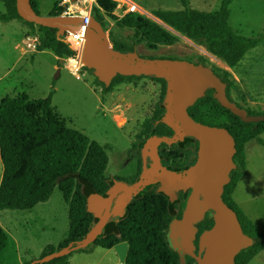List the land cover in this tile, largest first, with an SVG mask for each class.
Wrapping results in <instances>:
<instances>
[{
    "label": "trees",
    "instance_id": "1",
    "mask_svg": "<svg viewBox=\"0 0 264 264\" xmlns=\"http://www.w3.org/2000/svg\"><path fill=\"white\" fill-rule=\"evenodd\" d=\"M95 1L97 5L94 10L97 14L100 8L108 18L114 20L118 27L134 29V32L138 33L139 41H143L149 48L175 40L164 26L145 15L137 12H126L121 17L115 15L114 11L120 5L117 1ZM231 1L222 0L216 11H203L192 8L189 0H181L183 8L180 10L158 9L152 12L157 19L181 32L188 39L204 46L208 52L233 67L242 60L245 53L260 44L264 34L247 37L236 33L228 22ZM0 2L4 3L6 9L5 13L0 14V21L17 18L30 29H38L41 33L37 46L39 51L50 50L60 60L75 54V51L66 44L65 34L57 35L55 28L36 26L22 19L16 10L15 0H0ZM30 3L36 13L41 14L39 0H30ZM62 11L63 7L57 5L49 15H60ZM114 47L120 49L119 44H115ZM228 76L227 72L226 77H222L223 80L228 81ZM130 77L135 76L118 74L108 86L97 78L95 82L101 86L105 94L111 91L120 80ZM146 77L160 82L163 85L161 90L163 92L151 116L142 124L139 152H142L143 140L151 132L153 122L163 112L159 104L163 100L166 87L165 80L154 76ZM234 84L233 81L228 83L227 94L230 100H234L229 92ZM234 101L239 104L236 99ZM244 102L247 103L245 99ZM244 108L251 115H264V111L257 112L246 106ZM188 113L197 122L226 128L234 138V167L223 186L221 196L227 206L236 212L243 233L251 239L250 245L235 255L232 264H247L255 253L264 248V231L259 230L243 212L232 194L246 168L245 143L255 140L264 147V139L260 136L264 133V120L243 122L230 110L221 106L212 97L211 90L189 107ZM155 128L156 133L160 135L172 133L161 124ZM191 140L182 144L177 142L169 145L162 144L159 151L162 166L182 169L192 164L196 156L190 160V154L196 152L198 146ZM0 156L3 163L0 181V211L30 210L37 204L49 200L56 187L62 192L65 201L69 203V229L66 237L57 246L45 245L38 258L59 250L71 242L81 240L95 223L93 214L87 208L86 198L81 193V185L76 179L62 178V175L68 172H78L100 194L108 190L112 179L120 182L127 180V177L107 174L109 157L106 147L91 140L83 133L65 128L53 120L50 95L41 99H29L27 96L16 95L7 96L2 100L0 105ZM140 157L137 161L136 175L131 181L142 171L144 158ZM144 161L147 165L150 163L148 157ZM177 195L179 201L170 202L159 192L158 187L154 186L131 200L123 215L117 217L118 236L108 233L85 248L37 264H69V257L74 252L88 253L94 246L110 249L122 241L128 243L124 264H195L191 257H186L185 262L181 263L179 253L168 245L169 223L172 219L181 217L186 202L182 192ZM213 223V218L208 215L196 222L195 236H198L204 229L210 228ZM7 239L6 232L0 227V253L5 248ZM32 261L22 260L23 264H31Z\"/></svg>",
    "mask_w": 264,
    "mask_h": 264
},
{
    "label": "rangeland",
    "instance_id": "2",
    "mask_svg": "<svg viewBox=\"0 0 264 264\" xmlns=\"http://www.w3.org/2000/svg\"><path fill=\"white\" fill-rule=\"evenodd\" d=\"M59 1L40 0L42 15H48ZM114 1L120 2L116 10L118 17L129 12V7L134 5L145 16L162 26L164 24L153 15V10L183 8L181 0ZM189 2L194 9L215 11L219 9L222 0ZM92 6L95 8L96 3L93 2ZM229 10L228 22L236 33L247 37L264 34V0H232ZM5 11L4 3L0 2V13ZM98 14L105 29L133 37L131 41H120L112 37V46L119 44L121 51H136L143 57L185 59L201 63L219 74H225L226 69L233 73L231 75L235 84L230 93L234 100L236 99L240 106L257 112L264 111V72L258 74L264 69V38L258 46L249 50L236 66L231 67L208 52L204 46L175 29L168 30L174 36V41L149 48L143 41H139L138 33L136 34L134 29H120L103 11L98 10ZM26 29L29 28L21 20L0 21V105L7 96L20 95L29 99H41L50 95L55 122L81 132L106 147L109 176L126 178L133 175L138 158H143L142 152L138 151L141 127L145 119L151 116L155 104L159 102L163 85L149 77L135 76L120 80L104 95L101 86L95 82L93 72L84 70L79 60L80 52L77 50H74V55L64 60L56 58L48 50L20 55ZM32 31L39 32L37 28ZM74 64L77 68L73 67ZM67 65L76 74L82 72L81 80L76 79V75L67 69ZM58 70L59 75L55 78ZM239 72L242 73L241 77L244 75L245 78H240ZM133 78L136 80H131ZM244 97L247 103L244 102ZM260 136L264 139V134ZM244 150L246 169L232 196L250 220L260 229H264V147L251 140L245 143ZM0 164L1 180V157ZM126 165H129V168H125ZM68 214L69 203L65 201L58 187L49 200L30 210H1L0 226L8 233L9 239L4 252L0 254V264H20L23 254H27V258L38 256L45 245L57 243L65 238L69 229ZM251 259L248 264H264V248ZM69 260L70 264H120L114 249L104 250L98 246H94L87 254L74 252ZM180 262H185L183 257Z\"/></svg>",
    "mask_w": 264,
    "mask_h": 264
},
{
    "label": "water",
    "instance_id": "3",
    "mask_svg": "<svg viewBox=\"0 0 264 264\" xmlns=\"http://www.w3.org/2000/svg\"><path fill=\"white\" fill-rule=\"evenodd\" d=\"M19 16L36 25L57 29V35L75 33L83 27L84 45L81 62L94 76L108 86L116 75L151 76L165 80V95L159 107L163 112L153 122L151 132L144 138L143 168L130 184L112 179L108 190L100 194L78 172H68L62 178L72 177L81 185L87 208L93 214L94 225L79 241L71 242L52 253L34 259L31 264L44 263L87 247L108 233L119 235L117 217H121L129 202L150 188L157 186L170 202H177L179 192L186 200L181 218L169 223L168 245L179 251L180 260L189 254L195 264H232L235 255L250 245L251 239L242 231L237 214L222 199V189L234 167L235 142L230 132L219 126L195 121L188 113L198 98L208 89L213 98L243 122L264 120V115H251L248 110L226 94L224 83L210 67L185 59L142 57L136 51H121L112 46L101 19L93 10L89 21L81 15H42L36 13L30 0H15ZM59 75L57 71L55 78ZM171 130L170 135L156 133L158 125ZM190 138L198 142L194 163L186 168L173 169L161 164L159 150L162 144H182ZM205 212L213 218V225L199 235V251L193 252L194 224ZM116 218L114 220H109ZM119 262L125 263L128 243L113 246Z\"/></svg>",
    "mask_w": 264,
    "mask_h": 264
},
{
    "label": "built area",
    "instance_id": "4",
    "mask_svg": "<svg viewBox=\"0 0 264 264\" xmlns=\"http://www.w3.org/2000/svg\"><path fill=\"white\" fill-rule=\"evenodd\" d=\"M86 2H90L89 5H86L85 4ZM93 2L95 1L93 0H61L60 5L64 7L62 14L81 15L82 17H84V22L87 23L89 21V17L92 11L94 10V7L92 6ZM136 11H138V9L134 5H131L129 7V12H136ZM107 36L109 39H111L109 30H107ZM64 38L69 48L73 49V51L77 50L80 52L79 60H80L81 65L84 67L80 59L82 48L84 45L83 27L78 29L75 33L66 32L64 35ZM73 67L77 68L75 64L73 65Z\"/></svg>",
    "mask_w": 264,
    "mask_h": 264
},
{
    "label": "crops",
    "instance_id": "5",
    "mask_svg": "<svg viewBox=\"0 0 264 264\" xmlns=\"http://www.w3.org/2000/svg\"><path fill=\"white\" fill-rule=\"evenodd\" d=\"M93 1H95V0H93ZM60 2H61V0L59 1V4H57L58 3V1H57V3H56V6L57 5H60ZM39 3L41 4V2H40V0H39ZM95 3H96V1H95ZM120 3V2H119ZM96 5H97V3H96ZM61 6V5H60ZM63 7V6H62ZM99 7V6H98ZM40 8H41V5H40ZM64 8V7H63ZM137 9H138V7H137ZM53 10V9H52ZM51 10V11H52ZM99 10L102 12V10L99 8ZM50 11V12H51ZM40 12H41V10H40ZM50 12H49V14H50ZM137 13H140V14H142V15H144V13L143 12H141V11H139V9H138V11H136ZM0 14H2V13H0ZM42 14V13H41ZM48 14V15H49ZM115 15H116V11H115ZM15 20H19V19H17V18H14ZM14 19H11V20H14ZM11 20H9V21H11ZM2 22H8V21H2ZM20 22V21H19ZM26 25V24H25ZM27 26V25H26ZM24 27V26H23ZM28 27V26H27ZM118 27V26H117ZM25 28V27H24ZM29 28V27H28ZM120 28V27H119ZM120 29H131V28H120ZM26 31H27V29H26ZM25 31V32H26ZM24 32V33H25ZM40 38H41V33L40 32H34V34L32 35V36H23V46H22V48H21V51H20V55H22V54H26V53H28V52H40L38 49H37V46H38V43H39V40H40ZM122 48V47H121ZM120 48V49H121ZM42 51H45V50H42ZM48 51H50V50H48ZM52 52V51H51ZM53 53V52H52ZM31 54H33V53H31ZM54 54V53H53ZM55 55V54H54ZM245 55H246V53H245ZM245 55H244V57H245ZM56 56V55H55ZM243 57V58H244ZM56 58H58L57 56H56ZM65 58H63V59H61V60H64ZM67 61V60H66ZM226 65V64H225ZM85 68V67H84ZM67 69L69 70V71H71V73L72 74H74V75H76V79H78V80H81V74H82V72L81 73H79V74H76L75 73V71L72 69V68H70L68 65H67ZM84 70H86V68L84 69ZM83 70V71H84ZM91 71V70H90ZM137 78V77H136ZM147 78V77H146ZM131 80H136L135 78H133V79H131ZM133 83L135 84L136 83V81H133ZM144 84H146V82L144 83ZM101 92H102V88H101ZM105 94H107V93H105ZM104 94V95H105ZM119 115H117V117H118ZM262 134H264V133H262ZM260 145V144H259ZM1 157V156H0ZM138 161V160H137ZM247 163H248V159H247ZM1 165V164H0ZM246 169V168H245ZM245 171V170H244ZM244 173V172H243ZM243 175V174H242ZM242 177V176H241ZM241 179V178H240ZM1 181V180H0ZM240 181V180H239ZM239 183V182H238ZM238 185V184H237ZM237 187V186H236ZM236 189V188H235ZM235 191V190H234ZM234 198V197H233ZM235 200V199H234ZM237 202V201H236ZM237 204H238V202H237ZM239 205V204H238ZM240 206V205H239ZM241 207V206H240ZM242 208V207H241ZM243 210V209H242ZM19 211H24V210H19ZM244 212H245V210H243ZM246 213V212H245ZM247 214V213H246ZM68 220H69V218H68ZM253 221V220H252ZM255 224V223H254ZM256 225V224H255ZM1 227V226H0ZM256 227L259 229V230H264V229H260L257 225H256ZM2 228V227H1ZM3 229V228H2ZM4 230V229H3ZM5 231V230H4ZM6 232V231H5ZM6 234H7V237H8V233L6 232ZM66 237V236H65ZM8 239H9V237H8ZM8 239H7V243H8ZM64 238H62L60 241H58L57 243H54L53 245L54 246H57L62 240H63ZM7 243H6V245H7ZM6 247V246H5ZM44 248V247H43ZM101 248V247H100ZM5 249V248H4ZM4 249L2 250V252L1 253H3L4 252ZM103 249V248H102ZM110 249H113V247L112 248H110ZM104 250H109V249H104ZM0 253V254H1ZM41 253V252H40ZM88 253H90V252H88ZM87 254V253H86ZM40 255V254H39ZM39 255L38 256H32V257H29V258H27V254L25 255V254H23L22 255V257H21V262H20V264H23V262H22V260L23 259H26V260H34V259H38V257H39ZM34 257V258H33ZM7 259H9V257H7ZM252 260V259H251ZM250 260V261H251ZM249 261V262H250ZM248 262V263H249ZM120 263V262H119ZM247 263V264H248ZM69 264H70V260H69ZM121 264V263H120Z\"/></svg>",
    "mask_w": 264,
    "mask_h": 264
},
{
    "label": "bare ground",
    "instance_id": "6",
    "mask_svg": "<svg viewBox=\"0 0 264 264\" xmlns=\"http://www.w3.org/2000/svg\"><path fill=\"white\" fill-rule=\"evenodd\" d=\"M216 11V10H215ZM229 16H230V10H229ZM161 21V20H160ZM163 24H164V27L167 29V30H171L172 28L169 26V25H167L166 23H164L163 21H161ZM36 25V24H35ZM36 26H39V25H36ZM42 26V25H41ZM30 29V28H29ZM29 29H27V31L24 33V35L23 36H32L33 34H34V32L32 31V29L31 30H29ZM108 29V28H107ZM109 33H110V37L112 38V37H114L115 39H118V40H120V41H124V40H129V41H131V39H133V37H131V36H128L127 34H123V33H121V32H118V31H110L109 30ZM212 71L224 82V83H226V88H225V91H226V94H227V87H228V83H230V81L232 82H234L235 83V81H234V79H233V77H232V75H233V73L232 72H229V71H227L226 69L224 70V72H225V74H219L216 70H214V69H212ZM228 72V81H224L223 80V78L222 77H226V73ZM262 72H264V69H262V70H260L259 72H258V74H260V73H262ZM232 74V75H231ZM235 74H237V73H235ZM238 75V74H237ZM241 75H242V73H240L239 72V76H240V78H245V76L243 75L242 77H241ZM261 77H263L262 75H260ZM211 89H208L206 92H205V94L208 92V91H210ZM230 90H231V88H230ZM230 90H229V92H230ZM212 91V93H213V90H211ZM205 94L203 95V96H205ZM227 96H228V94H227ZM212 97H213V95H212ZM202 98V97H201ZM198 99H200V98H198ZM197 99V100H198ZM244 99H245V97H244ZM196 100V101H197ZM246 100V99H245ZM195 101V102H196ZM195 104V103H194ZM193 104V105H194ZM192 105V106H193Z\"/></svg>",
    "mask_w": 264,
    "mask_h": 264
},
{
    "label": "flooded vegetation",
    "instance_id": "7",
    "mask_svg": "<svg viewBox=\"0 0 264 264\" xmlns=\"http://www.w3.org/2000/svg\"><path fill=\"white\" fill-rule=\"evenodd\" d=\"M101 21H102V19H101ZM107 28L105 29V31L107 32ZM111 42V41H110ZM190 139H192V138H190ZM192 141V143L194 142L197 146H198V142L196 141V140H194V139H192L191 140ZM186 142V141H185ZM161 148H162V145H161ZM160 151V150H159ZM185 152L187 151V150H184ZM185 154V153H184ZM159 155H160V153H159ZM194 156H197V151L196 152H194V153H192V154H190V160L191 159H193V157ZM194 163V162H193ZM192 163V164H193ZM192 164H190V165H192ZM189 165V166H190ZM125 168H129V165H126V167ZM143 168V167H142ZM135 172H134V174L133 175H131V176H128L127 177V180L126 181H124L125 183H128V184H130V183H132L133 181H131L132 180V178H133V176H135L136 175V172H137V165L135 166ZM141 173V172H140ZM139 173V174H140ZM120 182V181H119ZM124 182H122V183H124ZM178 196V195H177ZM179 199V198H178ZM179 201V200H178ZM184 210V209H183ZM183 212V211H182ZM206 215H208V213L207 212H205V214L203 215V216H206ZM182 216V215H181ZM181 218V217H180ZM114 219H116V218H111V219H109V220H114ZM179 219V218H178ZM117 220V219H116ZM193 230L195 231V224H194V227H193ZM205 230V229H204ZM202 233V232H201ZM201 233H199V235L201 234ZM199 235L198 236H195V232H194V236H193V238H192V242H193V252L197 255L198 254V251H199V245H198V239H199ZM167 237H168V235H167ZM178 253H179V251H177ZM181 253V252H180ZM180 253H179V255H180ZM182 254V253H181ZM185 258L186 257H191L189 254H187V253H185ZM192 258V257H191ZM193 259V258H192Z\"/></svg>",
    "mask_w": 264,
    "mask_h": 264
}]
</instances>
